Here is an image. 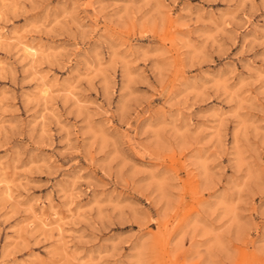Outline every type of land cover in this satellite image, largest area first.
Listing matches in <instances>:
<instances>
[{
	"label": "rangeland",
	"instance_id": "374dc122",
	"mask_svg": "<svg viewBox=\"0 0 264 264\" xmlns=\"http://www.w3.org/2000/svg\"><path fill=\"white\" fill-rule=\"evenodd\" d=\"M0 264H264V0H0Z\"/></svg>",
	"mask_w": 264,
	"mask_h": 264
},
{
	"label": "bare ground",
	"instance_id": "6f19581e",
	"mask_svg": "<svg viewBox=\"0 0 264 264\" xmlns=\"http://www.w3.org/2000/svg\"><path fill=\"white\" fill-rule=\"evenodd\" d=\"M32 51V50H31Z\"/></svg>",
	"mask_w": 264,
	"mask_h": 264
}]
</instances>
